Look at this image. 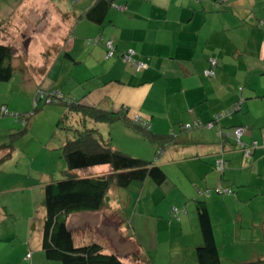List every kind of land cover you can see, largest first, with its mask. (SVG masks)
<instances>
[{
  "label": "crops",
  "instance_id": "crops-1",
  "mask_svg": "<svg viewBox=\"0 0 264 264\" xmlns=\"http://www.w3.org/2000/svg\"><path fill=\"white\" fill-rule=\"evenodd\" d=\"M95 1L78 0L76 5L73 3V13H70L64 0H25L11 13L14 18L18 17L19 25L14 26L17 21L10 17L0 23V33L6 36L12 27H16L18 33L28 31L34 34L37 31L35 28L46 33H61L58 39L50 40L43 51L41 49V62H34V68L38 70L39 64H43L41 54L49 48H61V44H67L73 53L84 50L80 38L72 42V29L77 25L75 20L78 14L80 18L75 29L85 25L88 20L81 19V16ZM218 1L114 0L102 27L103 39L114 42L117 54L111 60L103 58L97 65L103 71L95 75H90L87 70V75L77 79V70L71 68L73 70L68 79L73 82L72 78L75 77L74 81L78 84L77 87L68 88L67 96L83 105L101 106L115 112L127 108L130 119L139 115L150 122V132L159 135L174 133V139L168 138L163 149L157 153L160 149L158 144L146 140L124 122L118 121L110 126L125 132L129 138L136 137L135 147L116 144L117 149L145 160L157 159V164L169 174L165 191L168 196L174 197L177 204H183L186 200L195 203L202 201L209 207L210 201L211 205L226 206V212L235 215L231 223H222L226 232L214 229V236L222 264L224 257L230 262L244 263L264 258V247L258 250L260 243L263 244L264 211L263 220L256 221V217H252L251 226L247 228H244V216L236 211L237 206L246 201L264 202V102L258 97L264 94V87L256 88L257 91L243 87L242 94L246 100L241 110L232 118L221 120L213 129L194 127L184 130L181 127L195 125L197 121L210 122L215 114L231 106L238 99L237 84L242 78L259 77L264 82V0H224L222 4ZM61 4L63 12L59 8ZM252 5L253 10L250 9ZM7 7L3 8L4 11ZM28 8L35 11L36 19L31 24L22 21ZM130 9L134 13L128 16ZM54 10L62 17L60 23L53 19ZM38 12L45 13L44 17L41 18ZM6 13H10V9ZM55 23L57 26L53 28ZM2 26L7 28L2 29ZM94 34H97L96 30H92L91 35ZM122 52H132V56L144 62L146 67L136 72L130 64H123L119 56ZM94 54L104 56L105 46L96 48ZM58 55L51 67L61 59L56 60ZM83 55L67 57L80 64ZM211 59L218 62L213 78L205 74ZM91 78L100 81L91 87ZM158 98H162L164 108L157 105ZM106 125L103 124V129H106ZM236 125L245 127L244 143L258 142L259 148L249 158L244 156L233 139L221 140L217 136L218 129L233 132L231 129ZM5 153L1 150L0 158ZM218 159L226 161L225 171L220 176L215 169ZM95 168V174L110 169L109 166ZM174 172H179L178 176L175 177ZM179 176L178 180H173ZM150 181L147 179L140 187L144 189L143 195L146 190L157 193ZM252 184L255 186L252 187ZM233 185L238 188L237 191H234ZM217 187L232 188L234 194H218L215 191ZM135 188L138 189V186ZM113 191L118 190L114 188L111 193ZM207 192H210V196L206 195ZM219 195H223V198H219ZM201 197H206V200H199ZM151 199L154 202V197ZM109 208L108 211H120L110 201ZM185 209L187 215H183L181 221H171L169 224L164 221L166 224L162 225L164 222L159 220L158 227L167 225L172 232L164 240H161L159 232L144 226L140 218L134 219V215L129 227L133 229L131 239L136 244L140 260H135L126 252L124 263L143 264L141 260H145L147 264H199L196 248L203 244V235L193 204ZM10 220V215L0 202V264H51L43 252L42 231L35 239L34 235L28 237L24 231L18 232L17 228H13ZM251 228L255 230V233L250 232L253 239L244 232ZM124 229L128 231L125 225Z\"/></svg>",
  "mask_w": 264,
  "mask_h": 264
},
{
  "label": "rangeland",
  "instance_id": "rangeland-1",
  "mask_svg": "<svg viewBox=\"0 0 264 264\" xmlns=\"http://www.w3.org/2000/svg\"><path fill=\"white\" fill-rule=\"evenodd\" d=\"M24 1L25 0H0V23L5 22L6 19L12 17L11 19L13 21L14 19L17 21L14 26H18L20 22L18 17L14 18L11 13L21 2ZM64 2L65 5L70 8L68 12L73 13L72 5L73 3L76 5L78 0H64ZM5 6H9L7 8L10 9V13H6V11L9 10L7 8L6 11H4ZM62 7L63 5L61 4V7L59 6V8L63 12L64 10ZM250 9H254L253 5L250 6ZM54 11L53 19L60 23L62 17L59 15L60 13L58 14V11ZM34 13L35 11H32V8H28L25 11L22 21L31 24L34 18L36 19ZM133 13V10L130 9L127 12V15L131 16ZM38 14L43 18L45 13L38 12ZM78 18H80L79 14L75 20L77 23L75 27L78 26ZM135 21L138 22V19L136 18ZM84 24L85 25L81 26L79 29H75L74 27L71 35L72 42L77 38H80L84 50L80 52L75 50L73 53L67 48V44H61L64 48H58L57 54L59 55L56 60L58 61L59 57L61 59L58 61L57 65H55L54 62L46 74H40L36 68H34V62H41L39 54L41 49L43 51L50 40L53 41L54 39H58L61 33L57 31H49L47 33L41 32V29L39 30V28L34 29L37 30L34 34H31L32 32L28 31L18 33L16 27H12L6 36H4L3 33H0V41L6 45L13 46L16 51L14 64L18 66L24 62L29 68L26 77L23 76L21 72L17 71L10 82H0V108L2 107L1 104H6L7 108L10 106L9 111L12 114L10 116L0 117V146L4 144L14 146L11 158L0 163V202L3 203L6 211L10 215V222L12 223L13 228H17L18 232L23 233L24 231L28 237L34 235V239L36 235L39 237L42 231L45 216L44 187L53 181L62 179L64 172L67 170V163L61 148L67 139L74 137V132L69 131L68 128L71 130L82 129V125L77 123V115L69 112L65 103L56 102L47 104L45 103V99L39 103L38 110L35 111L34 117L29 122L28 132L22 135L19 134V131L24 127L21 122H16L13 114H24L33 111L34 100L39 91L46 92L48 90H58L63 95H67L68 88L77 87L78 82L74 81L75 77L79 79V77L87 75L88 72L90 75H95V73L103 71V69L97 65L103 61V58H106L107 53L104 56L103 54L97 56L94 54V50L98 47L102 48L105 44L100 43L97 46L88 45L90 39H94L96 36H103V27L99 28L94 23L88 21H85ZM1 25L2 24H0V27ZM56 26L57 24L55 23L53 28H56ZM3 28L7 27L2 26V29ZM92 30H96L97 34L91 35ZM31 40L32 43L30 44ZM47 50H45L44 53L48 52ZM105 50L107 52L106 47ZM44 53L41 54L43 57L42 66H45L44 62H47V57L44 56ZM67 54L72 57L77 54H84L81 58V61L83 62L77 64L73 58H68ZM53 59H55V57ZM121 60L123 64H127L123 61V58H121ZM42 66L39 64L40 70L43 69ZM71 68L76 69L78 73L72 78L73 82L68 79L73 70H71ZM92 68H95L94 71H91ZM98 81H100L98 78H91L89 85L94 87ZM189 83L196 86L193 81H189ZM237 85V88L244 87L245 90L249 89L251 91H257L256 88L264 87V82L262 83L259 77H244ZM244 97L246 98V96ZM258 97L264 102V94L258 95ZM157 105L160 106V108H164L162 98H158ZM95 125L99 126L96 128L105 140L112 138L111 141L114 146L118 144L126 147L127 144L134 145L136 142V137L129 138L125 132L116 130L115 127H110L116 125L115 123H113V125H106V129H103V124L101 123H89L88 128ZM160 150L161 149H159L157 153ZM155 160L157 161V159ZM184 168L186 169V167ZM95 170L97 169H86L81 170L80 173L82 175L95 174ZM164 171L167 173L165 169ZM174 173H176L175 177L179 174V172ZM217 174L220 176L221 173L217 171ZM167 175L169 174L167 173ZM179 178L180 176L173 180L175 181ZM150 183L154 189L158 190L156 194L154 191L148 192V190H146L143 195L144 189L140 187L143 186L144 183L135 181L129 186V188H117L118 191H113L109 196V199L110 203H113V205L122 212L124 218L127 220V225L132 224L131 222L135 215L134 219L140 218L141 221H144V226L150 227L154 232H159L161 240H164L169 238L170 235H172V232L167 225L158 227L157 223L160 222L159 220L163 222L166 221L167 224L171 221L176 222L170 214L174 206H177L181 210H186L185 208L191 203L193 204L195 216L197 217L196 203L186 200L183 204H177L174 197L168 196L169 194L166 193L165 186H159L153 180H151ZM230 183L231 182H229V184ZM136 186H138V189L135 188ZM254 186L255 184H252V187ZM232 188L234 191H237L238 189L234 185ZM197 196L198 195L196 194L195 197ZM221 196L223 195H219V198L222 199L223 197ZM226 196L227 195H225V198ZM152 197H154V202L151 199ZM199 200H206V197H201ZM139 201L141 202L138 205ZM225 207L226 206L222 204L211 205L209 201L208 208L213 225L215 226L214 229L222 230L223 233L226 231L225 225L222 223L233 220L235 217L234 214L226 212L228 209ZM263 208L264 202L262 201H246L245 204L242 203L237 206L236 211L241 213L245 218L244 228L251 226L250 224L253 220L252 217L254 216L256 217V221L264 219L262 215L264 211ZM231 222L232 221H230V223ZM68 223L75 234V244L78 246L98 241L104 245L107 251L118 253L122 259L126 252L131 255L136 253V244L129 236L131 235V232L133 233V229L131 228L129 232L124 229L121 219L111 211L103 210L97 213H76L69 216ZM166 223L164 222L162 225ZM244 232L248 237L250 234L251 239H253L250 232L255 233V230L252 231V228L250 230L245 229ZM248 237L246 238L248 239ZM262 241L263 244L260 243V247L258 248L259 251L264 247V236ZM239 243L242 245L244 244L241 242ZM33 244L35 245L36 243L34 242ZM162 244L163 243H161V245ZM49 262L51 264H60L52 261ZM223 262L224 264H235L234 262L228 261L226 257H224Z\"/></svg>",
  "mask_w": 264,
  "mask_h": 264
},
{
  "label": "trees",
  "instance_id": "trees-1",
  "mask_svg": "<svg viewBox=\"0 0 264 264\" xmlns=\"http://www.w3.org/2000/svg\"><path fill=\"white\" fill-rule=\"evenodd\" d=\"M113 1L114 0H96L92 7L81 16V19L84 18L85 20L102 27L109 17L111 6L114 3ZM218 2L222 4L224 3V0H219ZM107 42H112L114 46L112 56L107 57L109 53L108 49L106 52V59L111 60L117 54V48L113 41H105L101 35L96 36L94 39H90L88 41V45L97 46L100 43H104L106 47ZM57 50V47H52L47 50L48 52L44 53V56L47 57V62H44L45 66H42V70L36 69L40 74H46L48 72L53 58L57 55ZM124 53L125 52L119 54L120 58H123V61L125 57ZM67 56H69V54H67ZM15 57L16 51L13 46L6 45L0 41V82H10L14 78L17 71L21 72L25 77L29 72V68L24 62L18 66L14 64ZM133 59L140 61L135 57H133ZM125 63L130 64L136 72L142 71H137L136 68L129 62ZM216 67H218V62L214 67V72ZM209 68L210 61L208 69ZM214 76L209 78H213ZM242 91L243 87L239 88L238 99L226 110L215 114L210 122L202 123L203 126L192 125V128L204 127L206 124L215 121V116L219 114L224 115L211 129L217 127L221 120L232 118L235 113L241 110L242 105L240 109L237 110H232V108L240 101L241 97L246 100ZM38 93L40 95L43 94V98L39 96L35 98L33 111L20 114V116L24 118H20L19 121L16 120L17 123H22V120H26L27 122L25 126L22 124L24 128L19 131V134L22 135L28 132L29 122L34 117L35 111L38 110L39 103L44 99L47 104L56 102L65 103L68 107V111L77 115V123L82 125V129L71 130L68 128L69 131L74 132V137L67 139L61 148L67 163V170L64 172L63 178L58 181H53L44 187L45 216L42 225V248L46 259L60 264H125L122 257L118 253L107 251L104 245L98 241H93L87 244L85 243L80 246L76 245L75 234L68 223L69 216L81 212L97 213L103 210H109V196L114 188H128L135 181L144 182L147 179L153 180L159 186H164L168 182L169 177L164 169L156 163V161L136 158L122 152L112 144L111 139L105 140L103 138L99 130L96 128V125L89 128L88 125L89 123L112 125L113 123L122 121L129 128L141 133L146 140L158 144L161 150L163 149L165 143H167L168 138L174 139V133L170 135H159L150 132L149 130L151 127L148 128L141 126V124H137L135 122L134 118L130 119L128 117L127 108H123L120 111L115 112L106 110L101 106L83 105L77 100L67 95H63L58 90H48L46 92L39 91ZM3 107L7 108L6 105H2L1 108ZM10 115L12 114L10 113ZM10 115H0V117ZM141 122L142 124L143 122H147L150 125V122L142 117ZM184 126L181 127L184 129ZM238 127L244 126L236 125L231 130L234 131ZM217 136H220L221 140H234L233 132L223 131L222 129L217 130ZM252 142L250 144L245 142V144L251 145ZM239 149L241 150L240 147ZM1 150L6 151V153L0 158V163L6 161L12 156L14 146L4 144L0 147V151ZM255 151L256 150L252 151L248 157L244 153L243 154L245 157L249 158ZM97 166H109L110 169L107 172L99 174L82 175L80 173L81 170L92 169ZM110 211L115 213L116 216L121 219V223L126 225L129 232L131 228L127 225V220L124 218L122 212L116 210ZM196 213L201 233L203 235V244L196 248L198 263L222 264L215 241L214 225L206 203L197 201ZM129 236L131 238L133 237L132 232ZM133 257L135 260H140V256L137 252L133 255ZM141 262L143 264H147L145 260H141ZM235 264H264V258H257L248 262Z\"/></svg>",
  "mask_w": 264,
  "mask_h": 264
},
{
  "label": "built area",
  "instance_id": "built-area-1",
  "mask_svg": "<svg viewBox=\"0 0 264 264\" xmlns=\"http://www.w3.org/2000/svg\"><path fill=\"white\" fill-rule=\"evenodd\" d=\"M106 47L108 49V56L107 57H110L113 55V52H114V46L112 44V42H107L106 44ZM125 57H124V61L125 62H129L131 63L137 71H140V70H143L146 65L144 62L142 61H136L133 59V56H132V52H125L124 53ZM217 65V61L214 60V59H211L210 60V68L206 70L205 74L206 76L208 77H212L214 76V67ZM41 97L43 98V94H37L36 97ZM245 99L244 98H240V101L232 108V110H237V109H240L242 103H244ZM49 102V101H48ZM0 115H10L9 111L7 110L6 107H3L1 108L0 110ZM16 118L17 121L20 120V118H24V117H21L20 114H13ZM224 114H219L217 116H215V121L209 123V124H206L204 127L208 128V129H211L212 127H214V124L222 118ZM134 120L137 124H141V126H144V127H148L150 128V125L149 123L147 122H141V117L139 115H136L134 117ZM22 124L25 126L27 124L26 120H22ZM195 126H203L201 122H196L195 123ZM192 128V125H185L184 126V129L185 130H188V129H191ZM245 134V128L244 127H238L236 128L234 131H233V138L234 140L236 141L237 145L241 148V150L243 151V153L248 157L250 156L251 152L254 151V150H257L259 148V145H258V142L257 141H253L251 145H247L243 142V136ZM221 136V134H220ZM219 136V137H220ZM264 147V146H263ZM225 168H226V163L224 161V159H218L217 162H216V170L218 172H224L225 171ZM215 191L218 193V194H233V190L231 188H223V187H217L215 189ZM199 194H202L201 192H199ZM207 196H210V192H207L206 193ZM170 214L172 215V217L177 220V221H181L183 215H187V210H181L180 208H177V207H174Z\"/></svg>",
  "mask_w": 264,
  "mask_h": 264
}]
</instances>
